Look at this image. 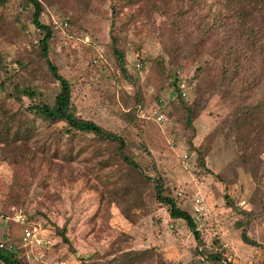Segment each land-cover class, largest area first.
Listing matches in <instances>:
<instances>
[{"label":"rangeland","instance_id":"374dc122","mask_svg":"<svg viewBox=\"0 0 264 264\" xmlns=\"http://www.w3.org/2000/svg\"><path fill=\"white\" fill-rule=\"evenodd\" d=\"M94 4L86 11L76 0L45 4L43 17L52 22L55 33L50 57L71 78L79 114L121 134L128 153L153 179L137 181L121 157L112 153L113 146L97 142L92 135L78 139L77 147L84 145L83 151L71 162L59 156L43 157L39 149L43 137L29 144L31 151H38V159L30 161L26 155L19 165L0 144V212L12 216L15 209L23 210L31 224L54 239V245H22L26 224L14 219L0 220V237L14 243L24 264H51L60 257L69 264H100L123 251L146 249L154 251L160 264H223L230 255L237 264H262L264 249L242 238L246 230L264 244V209L258 215L245 213L253 207L250 200L256 183L243 168L234 175L227 167L238 154L232 138L223 133L209 137L235 104L238 88L231 86L213 95L194 119L195 129L188 126L182 110L198 98L207 76L206 64L201 70L199 62L177 58L175 51L171 62L170 47H165L171 40L169 24L183 0L132 5L123 0H94ZM192 4L197 11L188 14V29L197 18L209 22L213 12L224 9L222 0ZM19 5V0H8L4 6L0 2L4 26L9 27L2 37L11 39L0 43L7 66L16 65L18 57L33 56L38 44L34 40L40 38L29 10L17 13ZM113 38L126 54L133 83L119 72ZM179 76L189 81L186 98L177 88ZM37 82L48 97L58 89V83L47 76L39 75ZM137 95L142 104L132 120L123 98L130 105ZM154 109L165 114V121L159 123L150 116ZM223 170L227 183L211 173ZM156 179L164 183L165 194L173 195L187 211L192 210L193 180L199 181L212 210L202 243L185 221L172 218L156 198ZM180 187L187 190L183 198L177 195ZM226 196L238 207L229 205ZM64 226L69 242L59 232ZM214 252L221 253L222 260L212 259Z\"/></svg>","mask_w":264,"mask_h":264},{"label":"trees","instance_id":"16d2710c","mask_svg":"<svg viewBox=\"0 0 264 264\" xmlns=\"http://www.w3.org/2000/svg\"><path fill=\"white\" fill-rule=\"evenodd\" d=\"M7 1L0 0L1 5L4 6ZM19 1L17 13L21 15L29 10L35 31L40 30L38 32L40 38L33 56L18 57L14 66L6 65V55L0 49L2 151L6 150L8 153L6 156L11 157L18 165L21 158L26 155L30 161H36L38 151H31L29 144L38 137H43L44 141L42 143L39 141L43 157L59 156L71 162L83 151L84 145L77 147L78 139L92 135L97 142H107L113 146L112 153L121 157L137 181L149 183L153 177L142 172L141 165L128 153L126 140L121 134L79 114L73 98L71 78L64 76L51 59L50 44L55 33L52 22H48L43 15L47 14L45 4H53L56 0ZM76 1L82 6L83 11L95 6L94 0ZM123 1L127 5H132L146 0ZM195 1L183 0V4L176 11V17H173L169 24L171 40L169 37L165 43V47H170L171 62L175 58V51L177 58H191L199 62L201 70L206 64L203 69L207 74L206 82L201 87L198 98L191 104H184L182 110L188 126L195 129L194 119L213 95L231 86L238 88L235 104L225 118L215 126L209 137L223 133L233 139L238 154L227 167L233 169L234 175H237L239 167L243 168L256 183L250 200L253 207L251 210H245V213L250 216L258 215L264 209V0H222L224 9L219 8L213 12L209 22L197 18L192 28L188 29L186 19L188 14L196 13L197 9L192 4ZM113 12V16L116 17V5H113ZM4 18L3 12L0 13V23L3 25L0 29V43L11 40L10 36L2 37L5 29L9 28L4 26L6 23ZM112 42V51L120 74L126 79L130 78L133 83L127 68L125 52L117 39L113 38ZM39 75L47 76L58 83V89L53 96L48 97L43 92L37 82ZM123 102L129 108L127 115L135 120L142 104L141 95H137L130 105L124 98ZM15 103L18 104L16 108ZM211 173L220 181L228 182L224 170ZM153 185L156 198L167 206L170 216L185 221L202 243L203 233L210 218L198 228L192 210L181 208L173 195L165 194L163 182L157 180ZM226 199L229 205L238 207L229 197L226 196ZM28 222L27 220V226L32 225ZM59 232L63 239L69 242L66 227L59 229ZM242 238L246 243L264 249V244L251 238L246 230H243ZM211 257L222 260L223 255L214 252L211 253ZM0 261L4 264H24L18 259L16 251L2 248ZM100 264H160V262L156 261L153 250L146 249L123 251Z\"/></svg>","mask_w":264,"mask_h":264},{"label":"built area","instance_id":"2783aa9c","mask_svg":"<svg viewBox=\"0 0 264 264\" xmlns=\"http://www.w3.org/2000/svg\"><path fill=\"white\" fill-rule=\"evenodd\" d=\"M40 30L37 29V33ZM36 43H38V39L34 40ZM177 88L182 97H188L189 95V81L184 76H179L177 80ZM156 122L162 123L165 121L166 116L163 112H161L159 109H154L151 112L150 115ZM194 189H192V192L190 194V201L192 204V215L195 224L198 228H201L205 221L210 218L212 214L211 207L207 201L206 194L203 192L202 188L198 184L199 181L197 179H194ZM187 190L184 187H180L177 190V195L180 197L186 196ZM6 219H14L17 222H20L21 224H26V227L23 230L22 239L21 242L23 245H36V246H52L54 245V239L51 238L50 235H47L42 232V229L36 225L32 224L30 226H27V215L26 213L21 209H15L12 216H6L2 212H0V220ZM171 226H174L173 224ZM0 248L7 249V250H13L15 251L16 247L12 241L9 240V238H3V236L0 237ZM204 259V257H203ZM225 263H231V264H237L238 260L235 256H227L223 260ZM51 264H69V261L67 258L60 257L58 259H54ZM247 264H252V262H247Z\"/></svg>","mask_w":264,"mask_h":264}]
</instances>
